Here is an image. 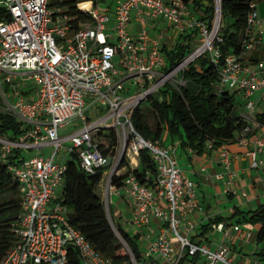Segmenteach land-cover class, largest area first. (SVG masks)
<instances>
[{"label": "built area", "instance_id": "obj_1", "mask_svg": "<svg viewBox=\"0 0 264 264\" xmlns=\"http://www.w3.org/2000/svg\"><path fill=\"white\" fill-rule=\"evenodd\" d=\"M49 1L0 0V110L20 123L22 129L17 137L0 138V160L15 157L19 151L7 168L18 183L21 207L13 229L17 240L0 264H68L69 248L77 251L80 264H114L69 222L67 208L61 203L66 161H58L57 155H75L81 169L93 174L112 161V168L120 165L123 151L130 158L139 157L142 150L148 151L156 169L152 183H140L129 172L122 185L134 199L132 226L141 229L151 217L155 221L157 233L149 257L154 254L164 264H179L186 255L199 256L196 264H233L226 245L212 250L207 244L193 243L182 236V223L186 222L185 231L190 232L193 225L189 215L198 209L194 183L159 140H145L131 123L134 109L168 80L177 89L184 86L181 73L199 57H207L217 68L214 87L218 93L228 89L249 98L260 91L264 99L262 63L250 69L239 57L221 54L220 0H213L211 26L193 15L183 0H111L105 7L98 0H85L76 7L90 15L92 27L78 30L71 28L67 17H53ZM84 3L89 6H81ZM250 9V30L243 41L246 53L254 49L262 34L254 3ZM148 17L166 22L180 35L194 31L199 47L166 72L162 48L168 36H150ZM132 21L140 26L134 36L128 31ZM22 76L34 81L35 86L18 84ZM246 108L253 110L251 100ZM75 119L83 124L81 129L60 135L59 129ZM109 129L116 134L119 152L112 159L99 148L107 143L98 133ZM248 133L249 128H244L240 144L247 145ZM43 148H50V155L25 158L23 154ZM219 149L221 164L229 169L232 157L224 147ZM262 152L264 140L255 141V149L248 153L252 166H257L256 155ZM111 177L109 173L108 188ZM103 204L114 226L108 204ZM212 227L227 237L222 223ZM171 235L179 243L177 250ZM123 264L136 262L131 258Z\"/></svg>", "mask_w": 264, "mask_h": 264}, {"label": "trees", "instance_id": "obj_2", "mask_svg": "<svg viewBox=\"0 0 264 264\" xmlns=\"http://www.w3.org/2000/svg\"><path fill=\"white\" fill-rule=\"evenodd\" d=\"M85 0H53L48 2V8L55 16H65L74 30L92 27L90 15L81 12L76 4ZM259 0H220V30L222 43L219 49L223 57L233 55L240 57L244 53L243 41L250 28L247 17L250 5ZM189 4L196 16L212 25L215 16L213 0H183ZM225 25V26H224ZM196 33L179 36L176 44L171 48L165 43L162 53L166 61L168 72L177 66L197 44ZM252 57V56H251ZM181 76L185 82L178 89L166 82L156 93L142 101L131 115L134 129L145 139L156 141L166 132L171 138H178L183 149H190L197 155L206 150L219 148L232 142L235 135L241 133L247 126L246 120L233 114L234 93L228 89L221 92L215 90L218 80L217 68L207 57H199L184 69ZM148 102L144 107L142 103ZM256 121L264 125V112L256 115ZM22 133L21 125L13 117L0 110V138L17 137ZM107 145L99 148L111 159L116 155L117 139L114 130L99 132ZM19 155V151L15 152ZM0 160V262L8 254L17 238L13 231L14 225L21 214L18 183L8 171V164L14 163L17 157ZM139 166L131 169L126 155L121 159L118 170L112 175L110 184L116 187L122 185L129 172L136 175L140 183H152L156 169L147 150H142L138 157ZM75 155L66 160L64 182L61 189V203L67 208V218L91 245L104 257L114 264L130 262L133 258L136 264L142 263L137 236L130 235L119 225L115 229L126 243L123 245L115 234L105 210L101 195L97 188L105 172V168L93 174L84 172L77 164ZM79 163V162H78ZM122 168L126 172L117 173ZM148 173V179H146ZM239 213L237 215H241ZM244 218L256 234V241H264V203L257 208L244 213ZM220 219H217L219 222ZM196 264L200 257H188ZM68 264H80L78 253L74 248L68 250Z\"/></svg>", "mask_w": 264, "mask_h": 264}, {"label": "crops", "instance_id": "obj_3", "mask_svg": "<svg viewBox=\"0 0 264 264\" xmlns=\"http://www.w3.org/2000/svg\"><path fill=\"white\" fill-rule=\"evenodd\" d=\"M255 11L262 31L260 41L251 52L239 57L250 69L257 68L258 63H262L264 67V0L255 3ZM130 24H134V31L129 32L134 36L140 26L135 21ZM146 28L153 37L161 33L166 34L168 37L165 43L170 44L171 48L180 36L166 22L151 20L149 17ZM232 92L242 97L245 111L240 117L246 120L249 133L247 134V145L238 142L241 136V133H238L232 142L221 146L232 157L229 169H224L221 164L220 147L210 149L208 145L206 150L197 155L190 149H183L178 138H171L166 132L159 141L177 159L183 174L194 183L195 187L198 209L188 218L193 229L186 232V222L182 223V236L193 243L207 244L212 250L222 244H227L231 251L233 264H264V241H256L255 231L243 216L245 212L254 210L264 203V152L256 155V167L252 166V159L248 155L255 149V141L264 140V125L259 124L255 118L257 114L264 112V99L260 91L254 92L249 98L239 91ZM249 100L253 102L252 111L246 108ZM128 162L131 168L139 166L136 156H130ZM124 172L126 168L119 170V173ZM109 173H103L98 187L105 185L107 199L108 194H112L108 207L112 223L114 226L119 225L125 231L126 227H132L130 232H126L137 236L142 257L141 264H164L160 263L154 254L150 257L148 255L157 233L154 219L151 217L149 224L141 229L132 226L131 213L134 199L126 192L123 185L119 187L110 185L108 188ZM239 213L242 214L237 215ZM217 219H220L219 222ZM218 223L224 225L227 237H224L223 232L212 227L213 224ZM171 240L174 249H179V243L172 235ZM189 259H185L184 264H193Z\"/></svg>", "mask_w": 264, "mask_h": 264}, {"label": "rangeland", "instance_id": "obj_4", "mask_svg": "<svg viewBox=\"0 0 264 264\" xmlns=\"http://www.w3.org/2000/svg\"><path fill=\"white\" fill-rule=\"evenodd\" d=\"M50 1H53V0H50ZM99 1V3L101 4V6L102 7H105L107 4H109V2H111V0H98ZM190 4V3H189ZM192 13H193V15H196L195 13V11H192ZM109 16L111 17V19H113V17H114V14H113V12L112 11H110L109 12ZM225 26V25H224ZM128 31L130 32V33H132L133 31H134V24H129V26H128ZM199 45L200 44H196L193 48H192V51L194 50V48H197V47H199ZM191 51V52H192ZM27 78V76H22L21 78H19L18 79V81H17V83L18 84H20L22 87H28V86H35V83H34V81H32V80H30V81H27V80H25ZM178 78V77H177ZM176 78V79H177ZM168 81H171V80H168ZM167 81V82H168ZM130 85V83L129 82H127L126 83V86H129ZM3 90H5L6 91V88H3ZM132 92H134L133 90H132ZM230 92H232L231 90H230ZM233 93V92H232ZM154 96L156 95V94H153ZM0 105H2V102H1V99H0ZM142 105L144 106V107H147L148 106V102H144V103H142ZM244 111H245V107H244V102L242 101V97L241 96H239V95H237V94H235L234 95V109H233V114L235 115V116H240L242 113H244ZM102 112H105L104 110L102 111ZM93 113H95V112H93ZM100 113V112H99ZM87 115H88V111H87ZM90 119L91 120H94L95 119V116H92V117H90ZM83 126V124L81 123V121H79L78 119H75L74 121H72V122H70L68 125H66V126H64V127H62V128H60L59 129V134L60 135H68V134H71V133H73V132H76V131H78L79 129H81V127ZM50 153H51V149L50 148H43V149H33V150H29V151H26L25 153H23L24 154V156H25V158H29V157H32V156H35V155H37V154H39V155H44V156H46V155H50ZM118 154H119V152H118V150L116 151V155L115 156H117L118 157ZM69 154H65V153H62V152H60V153H58V155H57V160L58 161H66V160H68L69 159ZM77 164L79 165V163L77 162ZM112 166H113V161H112V163H111V165L110 166H108V167H106L105 168V173H109L110 172V170H111V168H112ZM79 167H80V165H79ZM97 191H98V193L101 195V197H102V200L104 201V202H106L107 204H108V207H109V205H110V200H111V196H112V194H108V199H107V195L105 194V185L103 184L102 185V187H98L97 188ZM104 192V193H103ZM111 205H112V203H111ZM131 229H132V227H126V231H128V232H130L131 231ZM226 246L228 247V245L226 244Z\"/></svg>", "mask_w": 264, "mask_h": 264}, {"label": "water", "instance_id": "obj_5", "mask_svg": "<svg viewBox=\"0 0 264 264\" xmlns=\"http://www.w3.org/2000/svg\"><path fill=\"white\" fill-rule=\"evenodd\" d=\"M124 154H125V151H123V152L121 153L119 163L121 162V159L124 157ZM118 166H119V164H118L116 167L111 168V170H110V177H111V176L113 175V173L118 169ZM106 212H107V211H106ZM111 226H112V229L114 230L115 234L117 235V237L120 239V241H121V242L123 243V245L126 247V249H128L126 243H125V242L123 241V239L120 237V235H119V233L117 232V230L115 229V227H114L113 225H111ZM128 251H129V249H128Z\"/></svg>", "mask_w": 264, "mask_h": 264}, {"label": "bare ground", "instance_id": "obj_6", "mask_svg": "<svg viewBox=\"0 0 264 264\" xmlns=\"http://www.w3.org/2000/svg\"><path fill=\"white\" fill-rule=\"evenodd\" d=\"M81 6H83V7H88V6H89V3H84V4H82Z\"/></svg>", "mask_w": 264, "mask_h": 264}]
</instances>
